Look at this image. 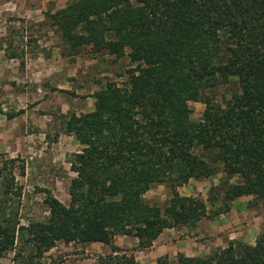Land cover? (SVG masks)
I'll use <instances>...</instances> for the list:
<instances>
[{
	"label": "trees",
	"instance_id": "16d2710c",
	"mask_svg": "<svg viewBox=\"0 0 264 264\" xmlns=\"http://www.w3.org/2000/svg\"><path fill=\"white\" fill-rule=\"evenodd\" d=\"M49 18L71 54L127 56L132 67L123 85L106 80L94 92L92 110L64 117L62 129L82 146L69 160L68 204L47 191L48 216L21 224L16 176L25 166L0 160V256L17 249L40 264L58 242H98L110 251L96 264H137L134 250L165 229L224 214L239 197L264 200V0H71ZM229 83L237 90L219 99ZM191 102L204 104L197 121ZM2 115L13 117L0 106ZM219 172L215 210L178 192ZM157 183L170 188L163 207L144 198ZM210 191L214 205L217 186ZM116 236L135 238V249L116 246ZM156 264H264V228L253 243Z\"/></svg>",
	"mask_w": 264,
	"mask_h": 264
},
{
	"label": "rangeland",
	"instance_id": "374dc122",
	"mask_svg": "<svg viewBox=\"0 0 264 264\" xmlns=\"http://www.w3.org/2000/svg\"><path fill=\"white\" fill-rule=\"evenodd\" d=\"M71 0H0V106L12 118L0 116V160L17 158L24 164V175H17L22 195L19 205L21 224L44 220L48 208L44 203L49 191L68 204V186L75 173L69 160L82 146L64 132L62 123L70 113L82 114L93 108V94L106 80L123 85L127 56L114 61L107 54L93 55L84 49L71 54L52 25L49 14ZM236 86H220L218 98L229 97ZM191 118L199 120L204 110L201 102H191ZM198 153H202L200 150ZM221 170V166L218 167ZM17 173V171H16ZM219 172L209 178L190 179L178 187L184 196L201 198L208 210L221 204ZM230 182H239L231 178ZM217 186L218 199L211 205V187ZM215 192V191H214ZM171 192L165 183L155 184L144 195L150 204L163 207ZM251 196L234 200L228 212L205 217L195 226L165 229L145 250H134L138 264H152L166 255L173 261L178 253L205 256L230 241L253 243L264 228V200L249 204ZM123 249L133 250L137 241L130 236H116ZM16 250L0 256V264H29ZM110 251L104 245L58 242L38 259L40 264H96L98 255ZM149 260L150 263H146Z\"/></svg>",
	"mask_w": 264,
	"mask_h": 264
},
{
	"label": "crops",
	"instance_id": "0c3cea01",
	"mask_svg": "<svg viewBox=\"0 0 264 264\" xmlns=\"http://www.w3.org/2000/svg\"><path fill=\"white\" fill-rule=\"evenodd\" d=\"M161 234H162V233H161ZM159 236H160V235H159ZM114 239H115V238H114ZM83 244H90V245H93V244H98V242L83 243ZM100 244H102V243H100ZM114 244H115L116 246H118V247H121V246H122V245L119 243V241H117V240L114 241ZM102 245H104L106 248H107V247L110 248L109 246H107V245H105V244H102ZM121 248H122V247H121ZM107 253H108V252H107ZM101 255H102V254H101ZM135 259H136L137 264H138V259L136 258V256H135ZM146 263H150L149 260H147ZM150 264H151V263H150ZM152 264H156L155 261L152 262Z\"/></svg>",
	"mask_w": 264,
	"mask_h": 264
}]
</instances>
